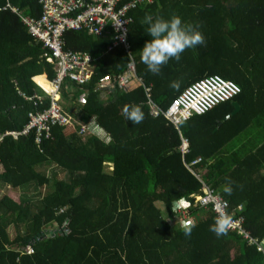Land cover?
Here are the masks:
<instances>
[{
	"label": "trees",
	"instance_id": "trees-1",
	"mask_svg": "<svg viewBox=\"0 0 264 264\" xmlns=\"http://www.w3.org/2000/svg\"><path fill=\"white\" fill-rule=\"evenodd\" d=\"M39 2L0 0V135L22 132L31 113L51 106L47 91L54 88L44 75L54 82L58 71L22 22L41 17ZM146 14L178 16L204 43L154 75L140 60L151 40L141 23ZM132 15L128 41L145 87L120 89L130 57L124 48L106 53L109 35L69 32L67 50L93 58L87 84L66 79L61 88L77 128L56 125L40 143L36 129L1 140L0 264H264V252L239 231L220 237L209 231L217 215L196 201L209 189L264 242V0H145ZM211 75L236 82L242 93L179 125L152 115L149 100L165 112L188 86ZM106 80L115 91L103 90ZM175 80L179 90L169 87ZM35 94L46 101L28 100ZM233 104L242 111L218 127ZM125 105L142 109L141 124L124 118ZM79 121L101 135L81 134ZM51 168L65 179L53 178ZM227 179L234 182L231 195L222 192ZM188 222L194 227L185 235Z\"/></svg>",
	"mask_w": 264,
	"mask_h": 264
},
{
	"label": "built area",
	"instance_id": "built-area-1",
	"mask_svg": "<svg viewBox=\"0 0 264 264\" xmlns=\"http://www.w3.org/2000/svg\"><path fill=\"white\" fill-rule=\"evenodd\" d=\"M145 0H40L42 14L39 19L29 17L22 18L29 33L34 36L37 42L48 49L45 55L49 62L56 66L58 79L51 82L54 90L48 91L51 100V106L44 112L38 114L31 113L30 123L22 132H8L0 135V142L4 136L27 135L31 130L36 129L39 137L37 142H41L42 134L46 133L51 137L53 127L56 125L71 126L77 128V117L69 113L64 105L61 88L66 79L77 83L78 85L87 84L93 76L91 62L93 58L90 54L67 50L66 36L69 32H86L88 35L100 38L109 35L110 45L106 53L115 51L117 48H124L128 57L133 60L136 68L128 66L126 72L118 78L120 89L128 90L132 85L137 84L145 87L138 76V63L131 48L130 33L135 18L132 15L134 9H139ZM152 3L154 0H148ZM130 65V64H128ZM104 82L111 83L110 80ZM107 85H101L103 90ZM115 87V85H114ZM112 90V89H108ZM107 90V91H108ZM150 97V88H145ZM242 93V88L236 82L226 80L218 75L206 76L190 86L176 97L170 108L163 112L152 100H149L152 115L158 117L164 115L175 125L183 121H188L194 116H202L223 103H229L235 100ZM47 95L35 94L30 98H37L44 103ZM80 133L88 134L89 128L85 124H79ZM188 147V141L184 139V150ZM198 161L192 163L196 165ZM204 197H197L196 201L204 207L211 206L214 213L215 204L223 203L225 211L228 213L229 204L222 200L211 199L213 193L205 188ZM242 209V208H241ZM243 210V209H242ZM232 230L239 231L251 244L258 246V249L264 252V242L259 243L253 239L251 234L245 228V218L240 220L233 219ZM67 230V226L64 228ZM28 252L33 253V247L27 246Z\"/></svg>",
	"mask_w": 264,
	"mask_h": 264
},
{
	"label": "clouds",
	"instance_id": "clouds-1",
	"mask_svg": "<svg viewBox=\"0 0 264 264\" xmlns=\"http://www.w3.org/2000/svg\"><path fill=\"white\" fill-rule=\"evenodd\" d=\"M141 23L148 26L147 33L151 40L143 46L140 60L147 67V70L154 75L160 74L162 66L166 65L169 60L175 59L178 62L185 50L204 43L203 35L191 25H182L181 18L178 16H172L165 20L162 17L154 19L152 15L146 14ZM47 80H49L48 77ZM48 83L51 84L49 81ZM180 85L181 81L175 80L170 83L169 87L179 90ZM122 115L134 125L141 124L145 118L144 112L138 105H125L122 109ZM233 183L231 179H227L225 185L222 186V192L231 195L234 190ZM238 187L242 189L243 186ZM211 199L220 201L221 197L215 196ZM215 211L217 216L214 223L210 225L209 231L217 237L227 235L232 228V217L225 211L223 203H216ZM192 227H194L192 222L184 225L185 235L191 234Z\"/></svg>",
	"mask_w": 264,
	"mask_h": 264
},
{
	"label": "rangeland",
	"instance_id": "rangeland-1",
	"mask_svg": "<svg viewBox=\"0 0 264 264\" xmlns=\"http://www.w3.org/2000/svg\"><path fill=\"white\" fill-rule=\"evenodd\" d=\"M135 10H137V9H134L133 11H135ZM133 11H132V14H133ZM128 64H130V65H128V66H131V68H136L137 69V67L135 66V64L133 63V60L131 61V58H130V63H128ZM46 77V79H47V76H45ZM140 80H141V82H145L144 81V79L143 78H140ZM103 85H107L104 89L105 90H108V89H112V91H115V88H114V84H111V83H108V82H103L102 83ZM144 85H145V83H144ZM63 104H65V105H71V102L69 101V100H63ZM72 114H74V113H72ZM79 124H81V121H79ZM78 124V125H79ZM89 128V132H90V134H92V135H101L100 134V132L98 131V134H96V132H95V129L94 130H92V128L91 127H88ZM50 171V174H51V176H53V178H58V179H65V177H66V174L65 173H63L62 171H60L59 169H55V168H51V169H49ZM109 170V169H108ZM50 192H52V188H50L48 191H47V193H50ZM26 194V192H23V191H17V195L18 196H20V195H25Z\"/></svg>",
	"mask_w": 264,
	"mask_h": 264
},
{
	"label": "water",
	"instance_id": "water-1",
	"mask_svg": "<svg viewBox=\"0 0 264 264\" xmlns=\"http://www.w3.org/2000/svg\"><path fill=\"white\" fill-rule=\"evenodd\" d=\"M235 106V111L232 112L230 115L226 116L222 122L219 123V127L222 126L223 123L227 122L231 117L236 116L238 113L242 111V107L240 104H233Z\"/></svg>",
	"mask_w": 264,
	"mask_h": 264
},
{
	"label": "crops",
	"instance_id": "crops-1",
	"mask_svg": "<svg viewBox=\"0 0 264 264\" xmlns=\"http://www.w3.org/2000/svg\"><path fill=\"white\" fill-rule=\"evenodd\" d=\"M44 76H46V75H44ZM44 76H41V77H44ZM47 81H49V80H47ZM50 82V81H49ZM42 88H44V87H42ZM45 89V88H44ZM46 91H47V89H46ZM48 92V91H47ZM218 127H219V124H218Z\"/></svg>",
	"mask_w": 264,
	"mask_h": 264
}]
</instances>
